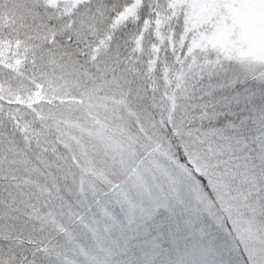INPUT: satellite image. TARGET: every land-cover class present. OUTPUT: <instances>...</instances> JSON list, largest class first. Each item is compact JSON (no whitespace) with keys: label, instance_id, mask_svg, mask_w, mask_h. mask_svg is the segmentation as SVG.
Masks as SVG:
<instances>
[{"label":"snow or ice","instance_id":"obj_1","mask_svg":"<svg viewBox=\"0 0 264 264\" xmlns=\"http://www.w3.org/2000/svg\"><path fill=\"white\" fill-rule=\"evenodd\" d=\"M0 264H264V0L0 5Z\"/></svg>","mask_w":264,"mask_h":264},{"label":"rangeland","instance_id":"obj_2","mask_svg":"<svg viewBox=\"0 0 264 264\" xmlns=\"http://www.w3.org/2000/svg\"><path fill=\"white\" fill-rule=\"evenodd\" d=\"M5 3L7 4V7L9 9H11V8H13L16 5L17 0H0V5H4ZM54 104H56V105L61 107V110L64 113V115L62 117V120L66 119V120L69 121L67 124H63L64 130L69 135L79 136L80 135L79 129H77L74 125L76 124L78 117H80V113L72 111V107L74 106V102L72 100H66L64 105H60L59 101H54ZM124 117H125V119L127 121V125H126L127 133L128 134H134V132H135V129L133 127L134 117L128 115L127 113L124 114ZM113 119H116L115 115L113 116ZM81 122H82V118H81ZM51 138L54 140L55 136L53 135ZM72 145H73L74 148L76 147L74 141H72ZM58 150L61 153H66L67 152V149L63 148L62 145H58ZM64 194H65L66 198L69 201H71L72 197L70 195H68L67 193H64Z\"/></svg>","mask_w":264,"mask_h":264}]
</instances>
